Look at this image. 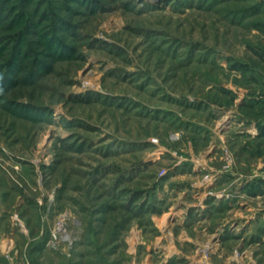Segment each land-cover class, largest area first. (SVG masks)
Returning <instances> with one entry per match:
<instances>
[{"label":"rangeland","instance_id":"374dc122","mask_svg":"<svg viewBox=\"0 0 264 264\" xmlns=\"http://www.w3.org/2000/svg\"><path fill=\"white\" fill-rule=\"evenodd\" d=\"M0 264H264V0H0Z\"/></svg>","mask_w":264,"mask_h":264},{"label":"built area","instance_id":"2783aa9c","mask_svg":"<svg viewBox=\"0 0 264 264\" xmlns=\"http://www.w3.org/2000/svg\"><path fill=\"white\" fill-rule=\"evenodd\" d=\"M65 218H61L53 232V245H59L61 242H71L70 236L65 229Z\"/></svg>","mask_w":264,"mask_h":264}]
</instances>
